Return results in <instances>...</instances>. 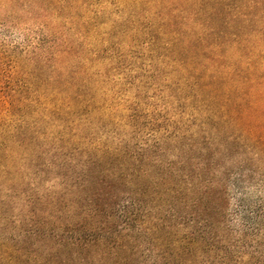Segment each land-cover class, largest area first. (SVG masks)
I'll return each mask as SVG.
<instances>
[{
  "label": "rangeland",
  "instance_id": "1",
  "mask_svg": "<svg viewBox=\"0 0 264 264\" xmlns=\"http://www.w3.org/2000/svg\"><path fill=\"white\" fill-rule=\"evenodd\" d=\"M104 5L81 43L86 47L82 59L91 61L85 59L83 73L62 64L58 74L30 53L33 31L3 33L0 29V51L8 65L18 64L21 69L6 84L16 90L14 101H19L0 116V136L11 140L17 155L7 174L12 181L0 185V264H182L185 260L188 264H264V220L234 216L242 204L264 208V152L254 154L244 145V131L230 124L225 95L192 81L193 64L186 52H175V40L153 39L148 26L139 34L124 32L127 28L121 23L129 10L109 2ZM29 23L28 27L34 25ZM74 60L77 57L68 63ZM68 76L76 79L66 83ZM173 134L192 140L207 136L213 147L230 154V159L221 158V171L214 172L213 178L209 175L214 191L218 182L219 196L224 197L214 216L198 214L190 201L176 211H136L135 207L125 211L127 194L110 189L105 194L107 203L100 207L104 214L97 217L101 227L91 232L73 229V224L78 227L88 219L85 210L95 197L93 189L81 185L95 170L89 162L90 147L98 143L108 147L111 171L99 166L105 169L107 181L114 180L126 190L135 186L146 197L143 189H150L148 181L129 178L127 173L136 166L127 169L121 157L144 144L156 146L157 159L150 168L163 176L162 167L173 157L161 148L171 145L166 136ZM220 141L230 143V153ZM124 143L129 147L126 152L120 149ZM191 168L185 167V172ZM4 169L0 167V174ZM121 172L127 177L121 179ZM200 178L197 185L202 188L207 178ZM127 180L133 186H127ZM51 214L67 224L60 225L63 231L54 222L45 224L53 221ZM157 218L169 224L177 239L189 235L198 241L200 258L192 252L189 258L175 255L174 249L156 241L150 224ZM75 238L89 245L100 238L102 243L99 250L83 247L76 257L59 246L61 240L66 244Z\"/></svg>",
  "mask_w": 264,
  "mask_h": 264
},
{
  "label": "trees",
  "instance_id": "2",
  "mask_svg": "<svg viewBox=\"0 0 264 264\" xmlns=\"http://www.w3.org/2000/svg\"><path fill=\"white\" fill-rule=\"evenodd\" d=\"M100 1L102 2V0H0V29L3 33L15 29L33 31L35 38L28 45L30 53L44 59L55 72H58L62 64H68L69 68H74V72L83 73L86 70L85 59L89 58L82 59L81 53H84L86 47L82 48L81 43H84L95 26L94 20L107 2L113 6H122L129 10L128 16L121 23L127 28L124 32L130 30L139 34L138 31L148 26L151 28L149 31L153 39L175 40V52L177 54L186 52L193 64V72L190 74L192 81L199 83L206 90L213 92L215 88V92L225 95L227 110L232 115L230 124L244 131L246 141L244 145L254 154L264 152V0H103L102 3H105L99 4ZM3 10L6 12L1 14ZM29 21L37 25L35 29L34 25L27 26L30 24ZM147 23L150 26L145 25ZM69 31L73 33L70 34ZM79 39L80 44L76 45L75 41ZM76 57L78 60H74L73 64L68 63L71 58ZM6 58L4 52L0 51V116L8 110V106L16 105V101H19L18 99L14 101L16 90L6 84L17 78L21 69L18 64L8 65ZM70 77L68 76L66 83H72V80L76 79ZM166 137L171 145L161 146V149L170 152L173 160L162 167L165 170L163 176L158 170H154L155 172L151 170L157 159L156 146L144 144L143 148L132 152H126L129 147L125 143L120 147L126 152L121 158L125 159L127 169L132 170L133 166H136L132 172L127 173L129 178L136 177L139 181H148L150 189H143L147 192L148 198L142 197L140 190L135 189V186L126 190L121 189L122 185L114 180L107 181L105 169L102 167L99 169V166H105L107 171H111L108 162L111 153H108L110 151L103 143L90 147L89 162L95 170L81 185L85 190L93 189L92 194L95 197L90 207L85 210V217L88 219L78 227L73 224V229L82 228L83 232H91L96 230L94 227H101L100 219L97 217L104 214L101 213L103 209L100 207L107 203L105 194L110 189L116 194L119 192L127 194L128 198L124 200L127 199L129 204L124 206L125 211H132L134 207L136 211L142 208L176 211L180 209L179 205H188L190 201V207H197L198 214L202 212L207 218L214 216L218 205H224V197L219 196V187L222 186L218 182L217 190L214 191L209 175L213 178L214 172L221 171L223 168L221 158L230 159V154L213 147L214 143L207 136H201L196 140L178 134ZM10 141L5 135L0 139V151L3 152V154L0 152V167L5 168L0 174L2 180L0 185L4 187L5 182L12 181L7 174L17 157ZM218 143L230 153L229 142ZM185 167L192 168L185 172ZM116 173L114 172L118 175L120 172ZM125 175L121 172V179L127 177ZM262 175L264 176V173ZM200 177H204L203 181L205 177L207 178L202 188L197 185ZM126 183H129L127 186L134 184L132 180H127ZM215 192L218 193V197ZM142 194L144 196L145 193ZM194 212L197 214V210ZM236 215L246 217L247 221L249 218L251 222H256L257 219L261 221L264 220V208L256 204H242L240 210L234 213L235 217ZM132 216L139 218L133 212ZM48 217L53 221H47L45 224L54 222L57 228L63 231L60 225L64 222H61L59 217L54 214ZM55 217L59 222L54 220ZM64 225L67 227V224ZM168 225L162 218H157L155 223L150 224L154 239L164 244L167 249L169 247L170 250L174 249L175 255L189 258L188 255L192 252L200 258L198 241L189 235L177 239ZM62 241L64 240L60 241L59 246H63L70 255L76 257L80 256L83 247L99 250L102 243L100 238H93L91 245L82 238L65 241L66 244ZM185 261L182 264H188ZM179 263L180 261L177 262Z\"/></svg>",
  "mask_w": 264,
  "mask_h": 264
}]
</instances>
